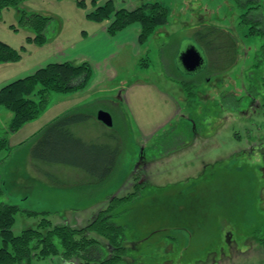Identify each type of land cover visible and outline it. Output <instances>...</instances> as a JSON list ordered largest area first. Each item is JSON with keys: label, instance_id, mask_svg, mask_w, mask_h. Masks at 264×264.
<instances>
[{"label": "rangeland", "instance_id": "obj_1", "mask_svg": "<svg viewBox=\"0 0 264 264\" xmlns=\"http://www.w3.org/2000/svg\"><path fill=\"white\" fill-rule=\"evenodd\" d=\"M169 8L168 36L150 38L140 55L126 49L110 58L103 68L111 75L106 80L94 71L83 91L50 94L39 117L16 133H8L9 113L0 109V137L10 149L0 155V202L20 208L14 236L37 228L42 218L86 227L112 197L141 190L114 208L127 247L119 264H264V113L247 82L249 74L254 82L264 70L254 67L263 59L264 0L175 2ZM91 10L89 0L84 7L72 0H23L3 9L0 42L21 58L0 63V76L28 74L91 40L85 38L101 26L87 17ZM23 13L50 16L44 41L29 39L36 35L21 20ZM198 24L205 26L191 29ZM199 30L217 46L225 40L232 45V64L224 67L221 58L212 73L206 66L193 75L184 70L179 56L189 46L215 60V52L194 43ZM189 91L195 93L191 106ZM100 110L111 115L112 127L97 121ZM72 114L85 117L69 126L84 146L107 153L118 148L112 172L100 167L90 175L31 157L40 132ZM135 184L143 187L133 189ZM99 240L103 259L109 249Z\"/></svg>", "mask_w": 264, "mask_h": 264}, {"label": "trees", "instance_id": "obj_2", "mask_svg": "<svg viewBox=\"0 0 264 264\" xmlns=\"http://www.w3.org/2000/svg\"><path fill=\"white\" fill-rule=\"evenodd\" d=\"M21 1L23 0H0V12L11 6H17ZM72 1L78 7L86 5V0ZM89 1L92 10L87 17L97 23H108L106 31L110 37H114L130 25L137 24L140 26L138 41L141 45H146L157 29L168 22L167 10L158 3L142 4L135 10L127 11L116 9L111 0ZM21 20L36 35L29 38L31 41L41 43L46 39L45 36L51 22L49 15L23 13ZM201 32L199 30L195 34V42L204 47L206 51L212 50V53H216L215 60L211 63L205 57L206 67L210 73L214 71L213 64H217L221 58L224 67L229 65L232 59L229 47L232 45L225 40L217 46L215 38L210 39L208 34L203 35ZM261 51L263 59L258 60L254 66L257 71L264 69V46ZM232 52L236 55L235 46ZM209 57L212 58L210 54ZM20 58V54L14 49L0 42V63L17 62ZM259 63H262V66ZM92 77L93 70L88 62L79 65L71 62L48 63L31 75L3 86L0 89V108L11 114L8 133H16L23 125L38 118L45 110L50 94L83 91ZM252 81L253 76L249 74L248 94L253 101L259 102L260 110L264 113V70L254 78V82ZM186 95L188 104L193 105L195 93L189 91ZM84 118L82 115H66L48 125L38 135L36 144L30 152L31 157L40 162L79 167L90 175L98 173L101 169H104L106 174L112 172L116 164L115 155L119 152L118 148L115 149L117 151L115 153L95 150L84 146L70 132L69 126L72 123L83 121ZM8 151L10 149L7 139L0 137V155ZM100 180L102 181L103 178L97 181ZM137 187L139 185L135 184L133 189ZM141 187L143 186L139 189ZM140 191L132 190L123 197H112L108 206L99 211L86 227L77 229L66 225H52L49 220L42 218L37 228L24 230L18 236L13 235L12 227L15 215L20 208L0 202V238L2 241L0 264H35L34 262L52 260L56 257H60L65 262L78 261V264H119L125 258L127 247L123 228L114 221V208L135 200ZM2 194L3 190L0 188V197ZM26 214L38 215L32 212H26ZM99 239L104 240L106 242L104 248L109 249L103 259L98 258L103 251Z\"/></svg>", "mask_w": 264, "mask_h": 264}, {"label": "crops", "instance_id": "obj_3", "mask_svg": "<svg viewBox=\"0 0 264 264\" xmlns=\"http://www.w3.org/2000/svg\"><path fill=\"white\" fill-rule=\"evenodd\" d=\"M104 1H107V0H104ZM111 1L113 2V5L115 6L116 9H124L127 11L135 10L136 8L140 7L142 4H146V3H158L161 6H163L168 12V22L164 26L157 29L156 33L153 35V37H151V39L157 38L159 37V35H164L166 37L168 36L169 34L168 26L170 25L169 18H170V15L173 14L169 6H171L172 4H175V2H180L181 4L185 3L186 5H189L190 3L199 4V2H201V0H111ZM107 25L108 23H101V26L95 31L97 33L94 32L92 36L85 38V40L86 39H91V40L84 42L83 44H81L79 48H76L77 46H71L69 48L71 49L69 52L56 55L55 59L50 63L70 62V60L87 61L92 67L93 75L95 71L96 73L99 74L98 78L101 79L100 81H104L111 76L107 74L106 69H103L105 68L106 63L107 61H109L110 58H112L113 56H117L121 51L126 50V49L134 50L135 55L138 54V51H139V55L144 51L145 45H141L138 41L139 33H140L139 25L137 24L130 25L126 27L125 29H123L122 31H120L114 37H110L107 34V31H106ZM202 26H205V25L198 24V25H192L190 27H192L191 29L196 30ZM190 27H187V28H190ZM92 41H94V43L90 44ZM192 41L194 40L192 39ZM149 42L150 40L148 41V43ZM87 43L88 45L93 46V48H83V46H85ZM103 48H108V53L106 51H102ZM100 53H103L102 57L99 55ZM46 64H42L41 66L37 67L34 71L28 74L0 76V89L3 86L7 85L8 83L16 79L31 75L37 69L45 66ZM5 115H7L9 119H11L10 113L5 114Z\"/></svg>", "mask_w": 264, "mask_h": 264}, {"label": "water", "instance_id": "obj_4", "mask_svg": "<svg viewBox=\"0 0 264 264\" xmlns=\"http://www.w3.org/2000/svg\"><path fill=\"white\" fill-rule=\"evenodd\" d=\"M179 62L184 70L189 74L197 73L205 66V59L203 55L194 46L187 47V49L180 54ZM96 119L108 128L113 125L111 115L105 111H98Z\"/></svg>", "mask_w": 264, "mask_h": 264}, {"label": "flooded vegetation", "instance_id": "obj_5", "mask_svg": "<svg viewBox=\"0 0 264 264\" xmlns=\"http://www.w3.org/2000/svg\"><path fill=\"white\" fill-rule=\"evenodd\" d=\"M205 66H206V64H205ZM194 74H195V73H194ZM188 131H189V129H188ZM185 132H187V130H185ZM194 133H195V132H194ZM182 140H183V139H182ZM181 143H182V144H185L184 141H181Z\"/></svg>", "mask_w": 264, "mask_h": 264}]
</instances>
